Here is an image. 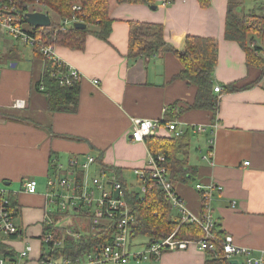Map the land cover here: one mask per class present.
<instances>
[{
    "label": "crops",
    "instance_id": "0c3cea01",
    "mask_svg": "<svg viewBox=\"0 0 264 264\" xmlns=\"http://www.w3.org/2000/svg\"><path fill=\"white\" fill-rule=\"evenodd\" d=\"M225 3L227 6V0H210L209 8H200L197 0H155L153 7L119 5L110 15L107 42L87 36L80 50L55 46L57 58L81 76L74 113L47 110L45 94L35 88L45 64L33 57V49L27 67L19 65L14 55L17 49L10 41L2 45L0 182L9 184L8 189L15 193L20 209L15 221L20 220L22 230L19 238L6 240L9 246L22 249L24 233L39 228L41 234L43 219L47 214L52 219L55 216L48 212L52 208L45 198L46 180L52 176L51 160L65 166L70 158L100 156L105 166L116 169L122 177L147 169L145 143L129 138L131 120L141 119L175 121L183 131L193 125H215L211 161L202 159L209 134L192 132L188 163L195 167L196 175L186 184L173 182V190L185 208L199 216L202 201L195 186L216 187L209 204L217 229L230 236L234 246L264 259V85L260 84L264 74L258 67L247 66L245 52L238 44L223 39ZM246 9L254 8H244L243 4L241 10ZM130 22L161 24L165 43L176 51L184 49L186 36L214 39L218 44L213 73L216 85L220 89L229 83L248 87L216 94L220 100L215 116L197 110L181 112L192 104L195 89L174 79L181 69L179 60L170 52L128 59ZM251 39L250 47L259 49L254 55L264 59V34ZM16 100H24L25 106L12 108ZM155 137L169 138L170 133L161 128ZM191 152L196 156L192 162ZM31 179L37 182L34 195L21 188ZM129 189L133 190L130 184ZM133 245L132 240L131 250L138 251ZM38 257L32 249L29 261L23 264H37ZM205 259L206 253L190 244L185 250L165 252L158 260L141 264H204Z\"/></svg>",
    "mask_w": 264,
    "mask_h": 264
},
{
    "label": "trees",
    "instance_id": "16d2710c",
    "mask_svg": "<svg viewBox=\"0 0 264 264\" xmlns=\"http://www.w3.org/2000/svg\"><path fill=\"white\" fill-rule=\"evenodd\" d=\"M22 2L32 6L30 8L32 12L42 13L43 9L47 11L45 14L48 16L50 14L52 16L55 15L57 17L56 21L45 29L44 39L47 42H51L54 46H62L72 50L83 49L87 36H93L103 42L108 41L112 24L110 15L114 7L123 4H142L148 7L155 5V0H22ZM197 2L200 8H207L210 4V0H197ZM233 4L231 1L227 2L223 39L238 44L245 52L247 66L258 67L261 73L264 74V59L254 55V52L259 53V49L250 47L252 35L261 37L264 34V7L259 4L247 13L248 11L243 12L244 10H241V4L236 3L235 6ZM74 6L80 7V11L75 14L78 20L85 25V29L78 30L71 27L65 31H60L58 28L60 19L72 15ZM163 30L164 28L161 24L130 22L127 58H151L161 52L174 54L181 65V69L174 79L181 80L195 89L192 104H188L183 110L181 108L180 111L197 110L215 116L220 100L219 96L214 93L216 83L213 76L218 58L217 42L212 38L186 36L184 49L176 51L165 43ZM33 57L42 61V57L36 50H34ZM44 64V72L41 79L44 91L40 93L46 96L47 110L51 113L76 112L80 93L79 82L74 83L71 87H61L51 77V72L58 71L59 66L51 62ZM38 83H36L35 88ZM247 87L229 83L221 87L219 94L235 93ZM192 132V128H187L177 138L150 136L144 139L149 155L152 157L162 155L164 157L162 165L168 171V179L171 183L186 184L195 178L196 169L188 163L189 143ZM100 158L98 156L96 159L98 169L110 173L111 178L119 182L125 192V198L128 201L134 220L131 240L136 238V236H142L148 240L147 244H150L166 238L174 231H176L175 237L178 239L190 241L202 239L203 232L198 225L188 222L180 224L178 218L175 220L171 218L172 207L153 182H149V189L143 194L131 190L125 177H122L116 169L105 166ZM135 178L137 180L136 176ZM15 198L16 196H11V206L13 209H17L16 211L19 214L20 209ZM84 215L87 217L86 214ZM53 217L54 221L65 218L64 216ZM71 225L72 223H68L65 226L55 223L42 224L41 237L51 232L55 240L62 241V245L53 251L48 249L49 246L44 245L47 250L41 247L40 260H44L48 256L42 254L43 251L50 252L54 258L60 257L70 260L89 255L106 245L111 240L114 232L113 223H108L106 228L101 229L95 235L87 232L83 235L80 234L75 239L65 232ZM83 229H89V227L83 226ZM84 230L82 231L86 232ZM74 233L78 232L74 230ZM213 235L215 240L211 242L214 250L207 249L204 251L206 253L204 264H230V260L224 255L220 244L224 235L217 229V226L213 230ZM0 256L15 261L16 252L15 250H9L8 246L0 244ZM237 263L242 264L241 261Z\"/></svg>",
    "mask_w": 264,
    "mask_h": 264
},
{
    "label": "built area",
    "instance_id": "2783aa9c",
    "mask_svg": "<svg viewBox=\"0 0 264 264\" xmlns=\"http://www.w3.org/2000/svg\"><path fill=\"white\" fill-rule=\"evenodd\" d=\"M259 1L264 2V0ZM31 7L28 3L22 2V0H0V46L5 45L8 41L29 46L30 49L36 50L40 54L44 63L57 64L59 70L51 72V77L61 87H71L74 83L80 82V74L73 68L65 66L57 58L55 46L44 39L45 29L31 26L25 22L24 15L32 12ZM72 10L74 12L72 15L60 19L58 26L60 31L73 27L74 23H81L75 14L80 11V7L74 6ZM25 25L30 26L31 29L24 28ZM260 84L264 85V76ZM37 90L39 92L44 91L42 80L38 83ZM220 91V87L216 85L214 93L219 94ZM24 106V100H16L12 104L14 109H22ZM213 126H190L196 135L209 134L208 147L202 157V159L209 161H211L213 154V133L215 130ZM161 128H165L170 133L169 138H177L184 133L183 130L177 127L175 121L163 122L132 119L129 131L130 141L134 143L144 142L145 138L155 136L156 132ZM163 163L164 157L162 155L156 157L149 155L148 168L134 172L141 193L143 194L149 189V182H153L171 207L176 209L180 224L188 222L198 225L203 232V237L199 241L178 239L175 237L176 231H174L164 239L144 245L143 250L135 251L131 250V233L134 220L121 184L111 178V174L107 171L98 169L95 157L88 155L79 159L70 158L65 166L61 165L56 159L51 160L50 172L52 176L50 177L49 175L47 178L48 188L45 197L50 200L52 214L57 217L64 216L65 218L54 221V218L50 217L47 223L58 224L59 222V225L63 226L62 223H64L65 219L69 221V218H77L79 213H83L87 215L89 220L88 227L90 226L89 232L92 235L106 228L108 223H113L112 226L114 227L111 240L100 250L75 260L62 258L64 264H126L130 261L136 263L156 261L163 253L182 251L187 249L190 244L198 246L202 251L207 249L214 250L211 241L215 240L213 230L216 224L211 214L209 201L211 193L216 187L195 186V189L200 193L202 202L201 214L199 216L193 215L175 194L173 185L168 179V171L163 167ZM245 165H248V163H245ZM21 188L30 194L35 193L37 190L33 179L24 181L21 184ZM11 193L8 187L0 182V244L8 246L9 250H14L5 241L14 237L13 235L17 232L19 233L14 223L18 213H14L12 206L4 200ZM70 222L73 224V221L70 220ZM74 230H81V227L71 225L65 232L75 239L80 234L87 233L79 231L74 233ZM41 239L45 246H49L48 249L50 251L62 245V241L55 240L51 232L43 235ZM220 242L222 251L229 260L239 258L242 264H264L262 257L254 258L249 250L234 246L230 236L224 235ZM30 251L32 250L29 247H25L23 251L17 252L15 261L0 256V264H22L28 259ZM37 264L57 263L45 258L44 260L38 259Z\"/></svg>",
    "mask_w": 264,
    "mask_h": 264
},
{
    "label": "rangeland",
    "instance_id": "374dc122",
    "mask_svg": "<svg viewBox=\"0 0 264 264\" xmlns=\"http://www.w3.org/2000/svg\"><path fill=\"white\" fill-rule=\"evenodd\" d=\"M228 1H231L232 4L234 3L233 4L234 6L236 5V3H239L241 5L244 4V8H248V7H251V6L254 8V6L256 7L259 4H261L264 7V3H260L259 0L258 1H253V0H227V2ZM225 6H226V3H225ZM209 7L210 6H208V8ZM234 10H235V8H234ZM45 12H47V11L42 9V13H45ZM243 12H247V9H246V11L244 10ZM247 13H249V11ZM49 16H50L51 22H55L56 21V18L57 17L55 15L52 16L50 14ZM24 28H28V29L30 28L31 29V27L28 26V25H25ZM44 29H46V28H44ZM9 45L10 46H15V48L17 49V51L14 52V55L16 56V59L18 60L19 65H27V67H30V61L28 62V60H30V47L29 46H24V45H21V44L12 42V41L9 42ZM2 47H4V46H0V50H2L1 49ZM42 62L44 63L43 59H42ZM43 72H44V70L42 71V74H43ZM42 74H41V77L39 78V80L37 82H40L41 81ZM192 159L193 160L196 159V156H195V154L193 152H191V155H190L191 162H192ZM190 164L192 165V163H190ZM124 176H125V180H126L128 186L130 184L133 190L137 191L138 193L139 192L141 193L140 187H139V183L137 182L135 176L134 175H131L129 173H126ZM170 216H171V218L173 220H175L177 218L178 215H177L176 209H174V208L171 209ZM69 219L71 221H73L72 226H74V227L75 226L81 227V230H77V231L82 232V233H85V232L82 231V230H84L83 229V226H88L89 225V220H88L87 217H85V215L83 213H79L78 216H77V218H74V219L73 218H69ZM70 220L68 221V220L65 219L63 221L64 223H62V225H66L67 224V221H68V223H71ZM15 223H16V225L18 227H20V220L19 221L16 220ZM58 224H60V223L58 222ZM34 225H40V224L35 223ZM34 225H31V227H33ZM37 229H38L37 231L35 229H32L30 231L31 233L30 232H28V233L25 232L24 235H23V238H24V242H27L28 244H30L32 246V249L36 251L37 256H40V254H39L40 247H43L44 250H47V249L44 246V244L42 243V241L39 240L40 230H39V228H37ZM26 231H28V229ZM84 231L89 232V229H85ZM98 232L99 231H97L96 233H98ZM147 241L148 240L146 238L142 237V236H136V238L133 239V244H134L133 247L134 248H138L139 251H141L144 248L143 245H146L147 244ZM13 248L16 249L17 252H20L21 251L20 249H17L18 247L17 248L16 247H13ZM29 259H30V255L28 257V261H29ZM38 259H39V257H38ZM38 259H37V261H38ZM238 260L241 261V259H238ZM37 261H36V263H37ZM142 263H144V262H142Z\"/></svg>",
    "mask_w": 264,
    "mask_h": 264
},
{
    "label": "water",
    "instance_id": "95a60500",
    "mask_svg": "<svg viewBox=\"0 0 264 264\" xmlns=\"http://www.w3.org/2000/svg\"><path fill=\"white\" fill-rule=\"evenodd\" d=\"M24 20L27 24L37 28H49L51 26L50 17L41 12H29L24 15ZM74 29L84 30L85 25L83 23H74ZM5 186L9 184L4 183ZM230 264H238L236 260H230Z\"/></svg>",
    "mask_w": 264,
    "mask_h": 264
},
{
    "label": "bare ground",
    "instance_id": "6f19581e",
    "mask_svg": "<svg viewBox=\"0 0 264 264\" xmlns=\"http://www.w3.org/2000/svg\"><path fill=\"white\" fill-rule=\"evenodd\" d=\"M73 159H76V158H73ZM31 180H32V179H31ZM33 181L36 183V189H37V182H36V180H33ZM46 185H47V188H48V180H46ZM23 192L26 193V194H28V195H34V194H36V192L33 193V194H30V193L25 192L24 190H23ZM14 194H15V193H11L9 196H6L5 199H4L6 202L9 203L10 206H11V199H10V198H11V196H15ZM45 198H46V200L50 203V200H49L47 197H45ZM125 203H127V202H125ZM16 210H17V209H13V208H12V211H13L14 213L17 212ZM48 212H49V213H52V210L49 209ZM17 216H18V214H17ZM17 216H16V217H17ZM15 219H16V218H15ZM48 219H49V216H48V214H47L46 218L43 219V223H42V224H52V223H47V220H48ZM14 223H15V221H14ZM15 225H16V223H15ZM16 226H17V225H16ZM17 228H18V230H19V233L17 232L15 235H13L14 237H12V238H15V237L19 238V237L21 236V232H22V230H20L21 228L18 227V226H17ZM19 228H20V229H19ZM44 234H45V233H44ZM12 238H9V239H6V240H11ZM41 238H42V237H41V234H40V241H42ZM6 240H5V241H6ZM25 247H29V248L32 250V246H31L30 244H28L27 242H24L23 247H22V249H20V250L23 251V250L25 249ZM14 250H15L16 255H17V251H16V249H14ZM30 252H31V251H30ZM40 253H41V251H40ZM42 254H44V255H46V256L48 255L47 258H49V259L55 261L57 264H64L62 258H60V257L54 258V257L51 255V253L48 252V251H43ZM50 255H51V256H50ZM27 261H28V259H27L26 261H24V262H27ZM24 262H22V264H23Z\"/></svg>",
    "mask_w": 264,
    "mask_h": 264
}]
</instances>
